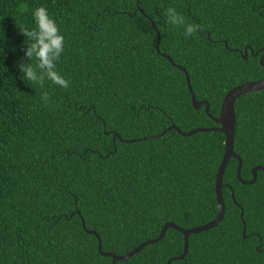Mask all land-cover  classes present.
<instances>
[{
  "label": "trees",
  "instance_id": "16d2710c",
  "mask_svg": "<svg viewBox=\"0 0 264 264\" xmlns=\"http://www.w3.org/2000/svg\"><path fill=\"white\" fill-rule=\"evenodd\" d=\"M40 6L65 37L57 70L67 89L23 82L16 67L25 47L19 29L33 26ZM167 7L199 32L186 38L168 24ZM151 22L160 52L187 71L196 100L208 102L214 117L229 90L264 78V0H0V264H112L81 219L103 253L123 256L168 222L189 229L216 217L224 135L114 139L156 136L171 125L217 127L204 106H191L184 73L157 54ZM234 110L233 151L247 181L251 169L264 168V90L238 97ZM236 169L230 159L222 221L191 235L184 259L170 264H264V173L242 185ZM183 244L169 228L115 264H166Z\"/></svg>",
  "mask_w": 264,
  "mask_h": 264
},
{
  "label": "water",
  "instance_id": "95a60500",
  "mask_svg": "<svg viewBox=\"0 0 264 264\" xmlns=\"http://www.w3.org/2000/svg\"><path fill=\"white\" fill-rule=\"evenodd\" d=\"M151 27L157 35V41L155 44V50H156L157 54H159L163 58H166L172 64L173 67H175L176 69H178L184 73L186 84H187L188 90L191 94V106L195 110H199L200 108H202L204 106L205 114L212 120V122L214 124L217 125V127H215V128H196V129H193L189 132H183L181 129H179L175 125H171L170 127L166 128L159 135H156V136H151V137H147V138H139V139H135V140H123L117 134H115L114 139L117 138L123 143H134L136 141H143V140H147V139L158 138V137L163 136L166 132H170V131H175L182 137H189V136H192L195 133H199V132H215V133H220V134L224 135V138H225V140H224V153H223L222 159L219 163L218 169L216 171L215 181H214V191H215L216 202L218 205V213L212 221H210L204 225L192 227L189 229H184V228L177 226L176 224H174L172 222H168L162 227L157 238L150 239V240H147V241L141 243L139 246H137L132 251L128 252L127 254H125L123 256H118V255L111 254V253H103L101 250V241H100L99 236L94 231L87 230L85 225H84L83 220L81 219L83 230L87 234L94 235L96 237L97 242H98V252L103 257L111 258L112 264H115L116 262L126 261L129 258H131L133 255L140 252L144 247L159 242L160 240H162L164 238L166 231L169 228H171V229H173V230H175L178 233L183 235L184 244H183L182 254H180L177 257H173V258L169 259L166 264H170L172 261H176V260H183L184 257L186 256L187 252H188V238L191 235L206 232L212 228H215L222 221V219L224 217L225 204H224L223 197H222V189H223V187H227V188H230V187L228 185H224L223 175H224L225 169H226L227 164L230 161V159H234L237 161L236 177L242 185L254 184L256 179H257V172L261 171L264 173L263 167H254L253 169H251V176H252L251 179L247 180V181L242 180L240 177L241 169H242V160L233 151V141H234L235 122H236L234 102L238 97H240L242 95H245L247 93H253V92H258V91L264 90V78L261 80L241 84V85L236 86V87L232 88L231 90H229L222 99L218 116L214 117L209 113L208 102L196 100L195 95L193 94V91H192V86L190 84V80H189V76H188L187 71L184 68H182L178 65H175L172 62V60L170 59V57H168L167 55H164L160 52V50H159L160 34L156 30L154 22H151ZM245 53H246V50H244L243 59L247 58ZM250 53H251V51H250ZM251 55H252V53H251ZM263 60H264V52L259 59V63L262 67H264ZM231 198H232L235 206L241 210L240 219H241L242 224H243L242 235L245 238V222L243 220V210H242L241 206L235 201L234 193L232 191H231ZM77 214L80 215V213L78 211H77Z\"/></svg>",
  "mask_w": 264,
  "mask_h": 264
},
{
  "label": "clouds",
  "instance_id": "9594fccd",
  "mask_svg": "<svg viewBox=\"0 0 264 264\" xmlns=\"http://www.w3.org/2000/svg\"><path fill=\"white\" fill-rule=\"evenodd\" d=\"M167 23L173 26H179L183 29V35L188 38L197 34L200 25L195 21L189 22L174 7L165 9ZM32 27L19 29L23 36V57L17 60L16 67L20 74V79L29 81L32 84L39 85L41 89L45 86V81L59 87L67 89L69 81L57 70V62L60 60L65 50V37L57 21L49 14L44 6L35 8L32 11ZM3 34V31L0 30ZM27 38V42H25ZM4 35L0 40V68L3 67ZM41 100L47 104L49 94L42 91Z\"/></svg>",
  "mask_w": 264,
  "mask_h": 264
},
{
  "label": "flooded vegetation",
  "instance_id": "af4514ba",
  "mask_svg": "<svg viewBox=\"0 0 264 264\" xmlns=\"http://www.w3.org/2000/svg\"><path fill=\"white\" fill-rule=\"evenodd\" d=\"M224 185H227V184H224Z\"/></svg>",
  "mask_w": 264,
  "mask_h": 264
}]
</instances>
